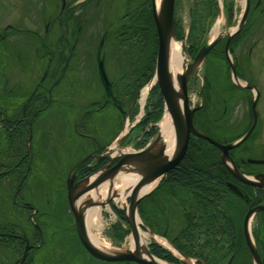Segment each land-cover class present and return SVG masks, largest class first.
<instances>
[{
	"label": "flooded vegetation",
	"instance_id": "flooded-vegetation-1",
	"mask_svg": "<svg viewBox=\"0 0 264 264\" xmlns=\"http://www.w3.org/2000/svg\"><path fill=\"white\" fill-rule=\"evenodd\" d=\"M106 1L60 0V53H55L48 45L53 39L47 35L54 32L53 29L49 32L46 27L45 37L33 32L42 40V51H35V56L36 62L46 59V65L40 71L43 76L36 77L28 87V82H20L21 76L18 77L21 68L14 66L13 89L9 92L11 95L22 92L19 98L24 97L18 105L19 98L8 105L13 107L11 109L5 108L1 102L0 128L4 135L16 130L27 132V135L31 133L39 114L51 105L53 90L64 78L68 80V88L59 99L62 104L58 109L75 114V127L86 128L92 111L104 112L110 106L118 113V106H121L129 117L133 115L137 103L132 83L134 20L150 24L151 18L155 29L152 2L137 0L140 4L133 9L135 11H130L127 7L120 10L113 2ZM177 8L176 0L174 30L181 59L176 75L180 88L177 91L181 93L178 81L181 82L190 65L191 72L185 79V97L192 129L223 146L240 143L229 149L228 156L222 160L219 148L190 131L186 153L174 168L180 181L170 187L176 194L169 201L183 208L185 213L193 214L187 220L181 213L170 215L172 220L176 216L180 232L176 231V235L166 241L181 253L192 254L197 264H218V260L220 264H254L244 235L246 214L254 210L249 219V232L264 264V0H191L187 26L183 25ZM220 16L228 30H218L215 36H210V28ZM49 17L51 23L53 17ZM99 27L104 28L102 33ZM11 29L9 24L5 26L0 32V41L11 34ZM209 46L212 47L206 51ZM31 63L35 64V70L38 63L35 60ZM11 71L8 68L7 72ZM101 73L105 76L110 96L102 83ZM3 77L5 83L1 95L7 96V85L11 83L6 76ZM16 78L19 80L15 82ZM126 100L132 103L126 105ZM113 137L88 138L92 147L81 158L90 156L87 159L90 163L84 165L85 160L72 172L75 182L92 174H87L88 169L96 171L117 162L115 155L105 151ZM2 144L1 153L5 155V140ZM29 158L30 151L26 149L11 171L20 169L24 175ZM163 204L169 205L168 202ZM19 206L32 212L28 205ZM147 207H143L145 225L150 228V225L154 227L156 220L148 214ZM158 221L157 228H162V220ZM3 225L4 230L0 232L3 244L8 245L7 241L24 242V245L29 242L24 235L13 233L12 228L8 232V225ZM222 227L221 232H216ZM167 230L161 233L162 236L166 237ZM199 237H204L200 244L197 243ZM215 243L223 252L220 256L216 255ZM29 244L37 248V245ZM202 252L209 254L208 261L197 258Z\"/></svg>",
	"mask_w": 264,
	"mask_h": 264
},
{
	"label": "rangeland",
	"instance_id": "rangeland-1",
	"mask_svg": "<svg viewBox=\"0 0 264 264\" xmlns=\"http://www.w3.org/2000/svg\"><path fill=\"white\" fill-rule=\"evenodd\" d=\"M107 1L113 2V5L120 10L127 7L130 11H135L133 9L140 4L137 0ZM177 1L178 14L182 16L183 25L187 26L191 0ZM59 14L60 0H0V32L3 31L7 24L12 26V29L9 31L11 34H7V36L0 41V104L2 102L6 105L5 108H13L8 105L16 101L22 94V92L21 94L20 92H16L14 95H11L9 92L13 89V83L11 82L14 79V66L21 68L22 72L18 70V77L21 76L20 82H28V87H30L36 77L38 79L43 76L40 71L46 65V59H41L36 62L35 51H42V40H40V37H45L44 33L46 31V26L49 27V32L51 29L54 30V32H50L47 35L49 39H53L52 43H48V45H51L50 48L54 49L55 53H60L58 48L61 38ZM49 16L53 17L51 23H49ZM44 22L49 23V25ZM149 27L150 24L134 20L133 36L139 39L140 33L138 29L140 28L148 32ZM210 29V36H215L218 30L224 32L228 30V27L224 19L220 16ZM103 30V27H99L101 33ZM33 32H37L40 37ZM92 51H94V49H92ZM34 60L35 63H38L35 70H33L35 64L31 63L34 62ZM142 65V63L133 65V87L134 84L138 82L136 79L141 73L138 68ZM8 68L12 69L10 73L7 72ZM3 76H6V79L11 83L7 85L8 91L6 94L8 97L1 95V89H3L5 83V78ZM17 80H19V78H16L15 82ZM47 83H50V81ZM146 84L140 86L138 92L133 94V96L137 98V103L134 107L135 110L133 115L128 119V130L132 124L137 120L141 121L142 117L146 115L145 110L147 108L149 94L143 103L140 95L142 88ZM151 87H153V85ZM67 88L68 80L64 78L51 94V105L45 108L35 121L31 132L30 163L24 175H21L23 170L18 169L16 171H11V168H13L26 153L27 137H21L19 136V132H16L15 137L10 139L8 134L4 135L3 130L0 128V174L3 173V175L0 176V225H8V232L10 228H12L13 233L19 236L24 235L32 244L37 245L39 239L40 247L33 248L29 251V257L31 259L29 264H121L97 260L91 257L80 244L76 234L74 219L68 207L66 180L71 170L70 168L73 167L72 165L76 162H80L83 159L81 157L85 155L84 152L91 149L92 145L88 144V138L94 136L97 138L108 137L111 139L122 127L126 130V120L124 124H122L123 116L116 112L114 107L110 106L107 108L109 110L106 109L104 112L101 111L100 113H96L92 111L93 114L86 128L82 129L80 127H75V114L70 113V111H63L62 108L58 109L62 104L59 103V99L63 98V94L67 91ZM22 98L16 101L17 105ZM124 103L129 105L132 101L126 100ZM57 112H59L60 115L57 116ZM164 116L165 113H162L160 119L153 124L157 128V134L160 131L159 124ZM11 121L15 120L11 119ZM151 124L152 123L149 125ZM13 125L12 122L11 127ZM142 137V131H135L131 135V141L136 142L138 138L141 140ZM154 139L155 136L150 139L149 143L152 144ZM3 140L6 142L5 147L7 149L5 155L1 153L3 151L2 147L4 146L2 144ZM111 143L110 141L108 144ZM113 147H116V143L115 145L113 144ZM120 147H124L125 149L128 148L130 152L141 149L136 145H120ZM22 179H24V182L15 202L13 196ZM175 194L170 186L163 185L150 197L144 200L145 203L141 204L142 207L146 208L148 205H152L150 208L147 207V211L148 214L154 216L156 220L155 224H153L154 227H158V223H160L158 220L160 219L162 220L161 222H163V226L162 228H157L159 233L156 234L145 225V222L141 218L143 224L148 228V230L144 229L142 225H140L143 233H152L154 236L169 242V239L176 235V231L180 232V227L175 220L176 216L172 220L170 215H178L181 213V216H186L187 220V217H190L193 213H185L183 208H179L169 201L174 198ZM164 202H168L169 205H164ZM158 203L159 206L155 210L154 205L157 206ZM21 204H28V206L33 209L32 218L30 217L32 212L30 213L28 209L20 207L19 205ZM115 205L117 206V204ZM117 207L120 208L119 206ZM109 209L110 211H108L106 206H102L101 216L95 220V224L90 228V232L96 235L104 244L122 252L124 251L123 245L127 237H125V235L123 240H121L115 234L116 231L114 227L116 225H121L125 231H128L129 236L130 226L128 222L120 223L118 218L113 214L110 206ZM150 210L154 214H151ZM2 227H4V225ZM164 230L168 231L166 237L161 234ZM0 232H3V229H1ZM203 239L204 237H199L197 243L199 242L200 244ZM153 243L158 245V241L154 237H147V246L150 247ZM2 244L3 242L0 240V264H14L20 259L23 249L19 242L7 241L6 244H8L7 247L9 248L1 247ZM219 250L221 251V248L218 250L215 249L218 256L223 253H219ZM209 253L211 254V252ZM173 254L180 262L185 264H197L196 258H186L180 253L175 254L173 252ZM198 254L200 256H197V258H202V260L206 262L208 255L203 252ZM216 262L218 264L221 263L220 260Z\"/></svg>",
	"mask_w": 264,
	"mask_h": 264
},
{
	"label": "water",
	"instance_id": "water-1",
	"mask_svg": "<svg viewBox=\"0 0 264 264\" xmlns=\"http://www.w3.org/2000/svg\"><path fill=\"white\" fill-rule=\"evenodd\" d=\"M152 2V17L156 29L157 40H158V48H157V56L155 61V74L153 79L156 81L161 96L164 100L165 110L169 114L172 120L174 135H175V150L173 154L168 157L165 153V146L159 144L160 142V134L156 135V138L152 144L147 146L145 149L140 150L138 152L122 154L121 158L117 161L116 164L110 167V165H106L103 169L98 171L92 178L86 177L78 182H75V176L69 175L66 182L67 188V200L70 211L74 217V223L76 228V234L79 239V242L83 246V248L88 252L90 256L93 258L109 263H117V262H133L136 264H156L154 260H157L150 252L148 247L146 251L150 256L149 259L143 258L138 252L133 251H122L117 252L115 254H107L96 248L89 240L85 219L83 217V213L76 208V204L80 202L81 205L93 206L95 202L91 198L83 199L84 195L90 190L94 189L101 183L107 181L108 179L114 177L118 171L126 164L133 163L135 165V169L141 174L140 178L134 184L130 196H129V208L128 212L130 218H133L135 213L138 214V204L140 200L147 195V193L140 194L141 189L146 185L156 181L157 179H162L164 175L170 170L174 169L177 164L183 159L187 145L190 131H193L191 125V113H187V102L185 97L186 87H185V79L186 76L191 72V66L187 67L186 73L182 76L181 82L179 85L181 86V93L177 91L173 84V80L171 74L169 72V45L171 38H174V25H173V16H174V6L175 0H161L159 8L157 9L155 0H151ZM212 46L206 48V51L210 50ZM62 72L60 73L59 78L61 77ZM102 83L106 87V91L108 96H110V89L106 85L105 76L101 73ZM58 78V79H59ZM34 93L32 94V96ZM32 96L27 100L24 107L27 106ZM181 99V102H179ZM116 103V101L114 100ZM120 109V107H119ZM183 109V112L181 111ZM183 114V115H182ZM184 116V117H183ZM199 137H202L212 143L214 146L219 148L221 151V159L224 160L226 156H228V150L235 147L239 143L230 146H223L218 144L206 136H201L196 131H193ZM30 142L31 135L28 136L27 144L28 149L30 150ZM87 158L82 159L78 162L72 169L74 171L83 161ZM71 171V172H72ZM22 183V182H21ZM113 186V183H110V187ZM19 192V188L16 190L14 199L17 197ZM117 194V192L115 193ZM110 200L107 201L109 203ZM106 203V204H107ZM104 206V204H101ZM261 209V208H259ZM264 209V208H263ZM254 213V210H250L245 217L244 220V235L246 244L250 250V253L253 257V261L255 264H262L255 249L251 237L249 235V218ZM126 215V213H125ZM33 215H31L32 217ZM130 229L129 235L136 237V225L133 221H130L128 215H126ZM31 246L26 241V245L22 254V257L18 264H24L27 254ZM159 261V260H158ZM230 264V262L228 263Z\"/></svg>",
	"mask_w": 264,
	"mask_h": 264
},
{
	"label": "bare ground",
	"instance_id": "bare-ground-1",
	"mask_svg": "<svg viewBox=\"0 0 264 264\" xmlns=\"http://www.w3.org/2000/svg\"><path fill=\"white\" fill-rule=\"evenodd\" d=\"M161 0H155V4L157 9L159 8ZM47 27V26H46ZM180 47L179 43L174 39L171 38L170 45H169V72L171 74L173 84L176 89L178 88V83L176 79V75L179 72L180 68ZM183 63V62H182ZM181 74V73H180ZM150 86V85H149ZM149 88V87H148ZM147 87L142 91V103L145 100L147 95ZM181 102V99H179ZM160 127V144L164 145L166 150L165 153L168 157H170L174 150H175V136H174V128L172 125V120L169 114L166 112L163 120L159 124ZM127 130V128H126ZM125 130V131H126ZM116 153L126 154L129 153V149H115ZM132 152V151H131ZM141 174L135 169V165L133 163H129L124 165L118 173L108 179L107 181L101 183L94 189L87 192L83 199L91 198L95 205L87 206L81 205L79 201L75 206L78 208L82 213L85 221V226L88 234V238L90 242L99 250L107 254H115L117 251L114 248H111L107 244H104L96 235H93L90 232V228L94 226L95 220L100 218L101 216V204H104L108 211H110L109 206L106 204L108 200H112L119 206L120 208L124 209L126 215L129 216L128 212V197L130 196L131 190L136 183V181L140 178ZM113 183V186L110 187V183ZM157 184V180L146 185L141 189L140 194H144L150 191L155 185ZM117 192V194H115ZM130 221H133L136 225V237L129 235L127 237L126 242L123 245L124 251H133L138 252L143 258L149 259L150 256L148 255L146 248H147V237H154L158 242L162 241V244L170 248L175 254H178L177 251L167 243L164 239L154 236L152 233H143L141 231V219L139 218L138 214L135 213L133 218H130ZM156 264H167L165 262H161L158 260H154ZM191 261V260H190Z\"/></svg>",
	"mask_w": 264,
	"mask_h": 264
},
{
	"label": "trees",
	"instance_id": "trees-1",
	"mask_svg": "<svg viewBox=\"0 0 264 264\" xmlns=\"http://www.w3.org/2000/svg\"><path fill=\"white\" fill-rule=\"evenodd\" d=\"M140 35H139V39L135 38L134 36V45H133V65L142 63L143 65L138 68L141 73L140 76L136 79V82L134 84V94H136L138 92V88L140 86H143L144 84H146L147 82H149V80L152 78V76L154 75V71H155V58H156V54H157V36H156V32L155 29L153 27L152 24V20L150 18V27L148 29V32L145 30H140L139 31ZM149 33V34H148ZM134 67V66H133ZM164 110V103L162 100V97L160 95L159 89L157 86H154L148 96V103H147V108L145 110V117L143 118V121L136 126L135 130L137 132L142 131V133L144 134L143 137L141 138V140L137 143L138 147H143L146 142L153 136L156 135L157 133V128L152 125V127H150L147 131V125H149L150 123L155 124L161 117L162 113ZM16 132H19V136L21 137H27V132L24 131H13L11 134L8 135V137H15ZM25 140V139H24ZM145 141V142H144ZM132 141L131 139L128 140L126 143L130 144ZM90 163V160H87V162L84 163V165H87ZM96 165V167L100 166ZM87 174L92 173L93 171L91 169L86 170ZM23 173V172H22ZM3 174H0V176ZM180 180L177 179V171L175 169L171 170L168 172V174L166 175V177L164 178V180L160 183L159 188L162 187L163 185H168L170 187L175 186L176 183H178ZM28 205V204H27ZM159 204H157V206L154 205V209L156 210L158 208ZM26 209V208H25ZM112 211L113 213L116 215V217L123 221L126 222L125 219V214L122 210H119L115 207H112ZM139 213L141 215V218L143 219L144 222H147L146 220V215L144 213V209L141 205V203L139 204ZM215 219V217L213 218ZM215 222V220H213V223ZM3 225H0V230L3 229L2 227ZM150 229L154 232V233H159V230L155 227H153L152 225L149 226ZM216 228V226H215ZM115 229V234L121 239L123 240L124 236L128 233V231H125L121 225H116L114 227ZM223 229H217L214 230L216 232H221V230ZM4 230V229H3ZM2 242L4 243V240H2ZM22 246V249L24 247V242L20 243ZM3 248H6L7 245L2 244ZM9 248V247H7ZM214 248L215 249H220L221 247L215 243L214 244ZM150 251L151 253L164 261H167L169 263H178V261L166 250L162 249L161 247L152 244L150 247ZM222 252L219 250V253ZM208 258H209V254ZM216 255L218 256V254L216 253ZM186 256H190L193 257L192 254L187 253ZM31 261L30 257L27 258V260L25 261V264H29ZM206 261H208L206 259ZM19 259L14 263V264H18ZM121 264H133L131 262H124Z\"/></svg>",
	"mask_w": 264,
	"mask_h": 264
}]
</instances>
